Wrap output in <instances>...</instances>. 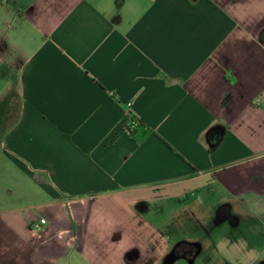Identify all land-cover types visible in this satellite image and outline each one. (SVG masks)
Wrapping results in <instances>:
<instances>
[{
    "label": "crops",
    "instance_id": "1",
    "mask_svg": "<svg viewBox=\"0 0 264 264\" xmlns=\"http://www.w3.org/2000/svg\"><path fill=\"white\" fill-rule=\"evenodd\" d=\"M1 65L0 264H177L145 213L217 191L264 231V0H0Z\"/></svg>",
    "mask_w": 264,
    "mask_h": 264
},
{
    "label": "rangeland",
    "instance_id": "2",
    "mask_svg": "<svg viewBox=\"0 0 264 264\" xmlns=\"http://www.w3.org/2000/svg\"><path fill=\"white\" fill-rule=\"evenodd\" d=\"M5 68L3 65L0 66V76L4 77ZM1 80V79H0ZM2 81V80H1ZM0 81V85H1ZM20 175L18 176V178ZM224 194V191H217L214 193V196L211 197L206 195V203L208 207L206 209H198L200 211H193L196 205L195 202L192 201L189 205L180 206L175 202L168 205V208L165 212L154 215L150 212V216L148 217V212H146L147 218H150L151 222L155 223L156 226H167L166 233L168 236L170 235L169 241L180 242L179 238L186 237H198L200 241L205 240L208 242L217 241L218 236H223L222 238L228 239L231 242L242 241L243 246H248V250L244 246V257L247 258V261L244 263L238 264H264V231L261 230L259 223L252 222V220H246L245 217H248L244 211H240L239 213H232L230 217H240L235 224L231 219H227V221H219L218 213H216V202L220 196ZM225 210L222 211V216H224ZM243 215V216H242ZM176 217H183L177 221H174ZM193 217H213L211 222L205 223V227H195L192 222ZM216 217V222L214 218ZM244 217V218H243ZM182 220V222H181ZM183 240V239H181ZM211 260L208 258L206 251L202 252L198 259L193 264H209ZM174 262V261H173ZM172 262V264H173ZM168 262H166L167 264ZM177 264H191L185 258H180L176 262ZM216 264H233L227 263L226 261H222V258L216 253Z\"/></svg>",
    "mask_w": 264,
    "mask_h": 264
},
{
    "label": "flooded vegetation",
    "instance_id": "3",
    "mask_svg": "<svg viewBox=\"0 0 264 264\" xmlns=\"http://www.w3.org/2000/svg\"><path fill=\"white\" fill-rule=\"evenodd\" d=\"M228 219H231L234 224L236 223L233 218L228 217ZM214 221L216 222V217ZM200 248L201 245L198 242L181 241L174 245L171 255L177 258H185L192 263V260L197 256Z\"/></svg>",
    "mask_w": 264,
    "mask_h": 264
},
{
    "label": "trees",
    "instance_id": "4",
    "mask_svg": "<svg viewBox=\"0 0 264 264\" xmlns=\"http://www.w3.org/2000/svg\"><path fill=\"white\" fill-rule=\"evenodd\" d=\"M129 126H127V130L130 132L131 128V133H136V130L142 127L141 123L137 122L133 116H130Z\"/></svg>",
    "mask_w": 264,
    "mask_h": 264
},
{
    "label": "built area",
    "instance_id": "5",
    "mask_svg": "<svg viewBox=\"0 0 264 264\" xmlns=\"http://www.w3.org/2000/svg\"><path fill=\"white\" fill-rule=\"evenodd\" d=\"M41 223H45V220L44 219H41Z\"/></svg>",
    "mask_w": 264,
    "mask_h": 264
}]
</instances>
